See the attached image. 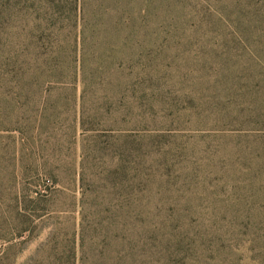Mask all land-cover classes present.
<instances>
[{
    "label": "rangeland",
    "instance_id": "1",
    "mask_svg": "<svg viewBox=\"0 0 264 264\" xmlns=\"http://www.w3.org/2000/svg\"><path fill=\"white\" fill-rule=\"evenodd\" d=\"M82 196L136 200L140 264H264V0H0V264H80Z\"/></svg>",
    "mask_w": 264,
    "mask_h": 264
},
{
    "label": "trees",
    "instance_id": "2",
    "mask_svg": "<svg viewBox=\"0 0 264 264\" xmlns=\"http://www.w3.org/2000/svg\"><path fill=\"white\" fill-rule=\"evenodd\" d=\"M74 16L78 14H84V8L75 5L72 7ZM144 25L136 22H124L115 24H106L99 22H87L86 20L74 19V34L75 38L80 39L83 42V46H86L90 38H99L104 33L111 32L114 35L129 33V36H138L143 34ZM96 47V46H95ZM135 149L137 144H134ZM136 197V196H134ZM115 197L109 196L107 200L99 199V196H82L81 199V222H80V264H89V256L86 255V245L89 237H92L91 242L93 247L96 245V232L99 227H102V231L108 233L107 239H110L111 244L116 248L124 246L126 251V257L121 258V253L118 252L117 261L115 264H121L122 259L128 260L129 264H140L142 253H147V240L146 234L148 228L145 222L139 221L137 218L138 213L141 212V207L137 208L136 200L132 202L128 201L127 212L121 205H115ZM105 209L107 216L100 217L102 210ZM104 211V212H105ZM139 211V212H138ZM55 233L51 234L47 243L41 249V253L45 251L50 245L51 261L48 264H77V240H67L66 245H61L60 248L56 241H53ZM141 248V246H143ZM61 249V250H59ZM40 254V252L38 253ZM144 255V256H145ZM103 256L94 255L95 262L92 264H101V258Z\"/></svg>",
    "mask_w": 264,
    "mask_h": 264
}]
</instances>
